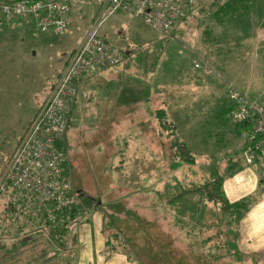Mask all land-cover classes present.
Returning a JSON list of instances; mask_svg holds the SVG:
<instances>
[{
	"label": "rangeland",
	"instance_id": "obj_1",
	"mask_svg": "<svg viewBox=\"0 0 264 264\" xmlns=\"http://www.w3.org/2000/svg\"><path fill=\"white\" fill-rule=\"evenodd\" d=\"M104 1L72 0L63 33L36 32L30 21L0 32V170ZM108 9L98 32L124 52L113 67L119 77L124 75L119 82L132 87L135 100L142 102L134 104L132 119L119 118L116 127L105 114L96 119L91 113L84 123L68 125L67 178L75 191L97 199L103 213H112L107 247L128 248L126 236L136 229L126 220L160 214L156 206L164 179L176 184L165 193L169 197L225 176L229 160L245 159L238 126L228 115L227 88L230 84L250 99H264V46L252 37L264 25V0H201L173 35L123 9ZM157 106L165 109L164 121L155 117ZM175 138L188 144L194 163L178 161ZM4 202L0 197V211ZM147 204L156 208L143 209ZM75 219L83 221L85 214ZM77 229L75 225L72 232ZM15 259L5 257L7 263Z\"/></svg>",
	"mask_w": 264,
	"mask_h": 264
},
{
	"label": "crops",
	"instance_id": "obj_2",
	"mask_svg": "<svg viewBox=\"0 0 264 264\" xmlns=\"http://www.w3.org/2000/svg\"><path fill=\"white\" fill-rule=\"evenodd\" d=\"M256 1L258 4L259 0ZM186 20L177 29L185 25ZM3 28L10 30L12 27H2L0 32H4ZM252 37L255 44L264 46L263 24L256 27ZM113 66L101 67L78 81V95L72 105L68 125L75 121L84 123L89 113L96 119L105 114L106 121L115 127L120 125L116 122L119 118L132 119L134 104L138 106L142 101L135 100L134 90L126 82H119L124 75L119 77L120 73H116ZM65 140L69 145L66 133ZM234 159L227 162V174L222 180L224 200L221 201L206 199L196 191L177 197L186 189L167 197L165 193H172L176 184L170 181L172 178L169 182L164 179L163 197L159 198L156 206L160 214L126 220L128 227L131 221L136 229L126 236L128 248L107 247L103 210L95 207L88 218L78 222L76 232L64 233L67 246L61 251V264H264V192L261 191L264 182L260 177L264 161L261 158L252 162ZM232 164L233 167H229ZM151 207L156 208L147 204L143 209ZM166 208H171L172 212ZM24 240L30 242L27 244ZM46 240L40 233L25 236L0 233V264H7L5 257L9 255L7 250L10 248L15 250L17 258L10 264L24 263L18 256L22 255L25 245H32L33 251L43 247L46 251L51 250ZM55 256L46 253L44 264H55ZM30 263L37 264L33 260Z\"/></svg>",
	"mask_w": 264,
	"mask_h": 264
},
{
	"label": "built area",
	"instance_id": "obj_3",
	"mask_svg": "<svg viewBox=\"0 0 264 264\" xmlns=\"http://www.w3.org/2000/svg\"><path fill=\"white\" fill-rule=\"evenodd\" d=\"M72 0L0 1V28L31 22L36 32L63 33ZM201 0H105L83 39L72 49L62 68L0 170V197L14 206L9 213L22 221L37 219L62 223L82 212V204L66 173L67 154L57 145L66 131L77 83L101 67L119 63L124 52L98 32L106 9H123L155 30L173 35ZM196 64L198 63L195 61ZM228 115L238 126L245 160L264 161V99L253 100L228 85ZM264 182V163L260 172ZM264 192V184L261 187ZM15 210V211H14ZM14 211V212H13ZM14 215V216H15Z\"/></svg>",
	"mask_w": 264,
	"mask_h": 264
},
{
	"label": "trees",
	"instance_id": "obj_4",
	"mask_svg": "<svg viewBox=\"0 0 264 264\" xmlns=\"http://www.w3.org/2000/svg\"><path fill=\"white\" fill-rule=\"evenodd\" d=\"M0 1H4V0H0ZM154 114H155V117H157L159 121H164L163 114H165V109L163 107L156 108L154 110ZM69 122H70V117H69ZM162 125H168V124H162ZM57 145L66 153L67 147H66V140H65V132L62 133L57 138ZM172 147L174 148V152L176 153L181 163H194L195 162L196 156L194 155V153L191 151L188 144L183 139L175 138L172 143ZM65 165H66V173H68V170H69L68 158L65 162ZM229 167H233V164L230 165ZM222 180H223V176L221 175L215 176L195 188L186 189L182 191V193H179L177 197H179L185 192L196 191V192H199L200 196L206 199H209V200H214V201L224 200V195L222 191ZM76 194H77L78 200L83 206L82 212L85 214V219L88 218L89 212H91L95 207L101 209V207L103 206L97 199L93 198L90 195L83 193L82 191H80V189L76 190ZM11 209H14V206H12L11 203L5 201L3 203L2 211H0V233L12 234L13 236H18V235L25 236V235H30L33 233H40V234H43V236L47 238L46 241L48 243V248L51 249V250L46 251L47 249L43 247L41 249L40 248L37 249V251L36 250L33 251L34 247H32V245L31 246L28 245L27 247L25 245V247L22 248V253H20L22 255L18 256V258H21L22 263L24 262L23 264H28L31 262L29 261V259H25V257L29 255L35 258L36 256L37 257L40 256L41 260H38V261L35 259H32V260L37 262V264H44V255L47 253L50 255L51 254L57 255L55 256L57 257L55 264H61L62 263L61 262V259H62L61 251L63 250L65 246H67V242L64 239L66 234L64 233L71 232L73 231L72 229H74L75 225L78 226V223H76L75 221L76 220L75 217L78 214L77 215L71 214L70 219L68 220L65 219L62 223L55 222V221L53 222V221L44 220V219H37L36 221L29 223L27 221H22L21 217L18 215H15V214L11 215L9 213V210ZM111 215L112 213L110 211H107V213L106 212L103 213V217H104L103 232L105 233L107 237L106 244H109V241L111 240L108 238V236L111 235L112 232L108 233V231L111 228L112 229L114 228L111 222V219H112ZM113 234L117 235V233H113ZM24 241L27 244L30 242L29 240H24ZM20 242H23V241H20ZM114 245L115 244L113 243L110 249H114L118 246V245H115V246ZM11 249L12 248L7 250L9 255H6V258L9 256L15 258L14 256L15 250H11ZM11 252L13 254H11ZM13 262H10V263H13ZM10 263H7V264H10Z\"/></svg>",
	"mask_w": 264,
	"mask_h": 264
}]
</instances>
